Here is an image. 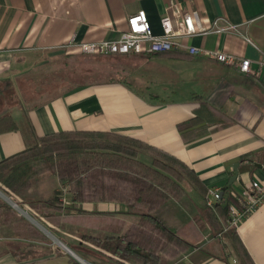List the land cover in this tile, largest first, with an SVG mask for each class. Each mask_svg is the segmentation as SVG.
<instances>
[{
  "label": "crops",
  "instance_id": "crops-1",
  "mask_svg": "<svg viewBox=\"0 0 264 264\" xmlns=\"http://www.w3.org/2000/svg\"><path fill=\"white\" fill-rule=\"evenodd\" d=\"M170 6L197 10L203 25L218 16L237 25V33L197 35L188 42L247 58L258 74L182 51L115 54L122 65L114 81L57 95L29 88V75L64 54V43L116 39L127 16L138 10L145 11L153 31L160 33V17ZM4 116L10 121L0 120V160L54 132L109 131L166 151L192 169L200 186L182 183L183 194L155 211L167 228L189 242L186 251L164 258L162 264H234L233 259L240 264L239 246L253 264H264V203L233 229L232 237L223 231L225 218L215 208L214 216H207L204 197L206 189L219 187L224 204L230 191L241 192L252 180L264 183V0H0V118ZM192 119L193 126L204 127L182 136L180 125ZM48 178L51 185L30 187L32 200L19 202L18 209L28 215L0 198L15 213L9 221L0 217V264L76 260L54 246L44 231H63L48 219L60 214L68 221L66 208L71 205L68 189L56 176ZM56 190H61V209L45 203ZM71 206L100 219L92 226L95 234L112 232L118 225L120 230L136 219L120 202ZM102 217L109 222H101ZM14 221L18 229L10 224ZM37 233L46 240L37 239ZM58 240L65 246L76 244ZM95 264L134 263L112 258Z\"/></svg>",
  "mask_w": 264,
  "mask_h": 264
},
{
  "label": "trees",
  "instance_id": "trees-1",
  "mask_svg": "<svg viewBox=\"0 0 264 264\" xmlns=\"http://www.w3.org/2000/svg\"><path fill=\"white\" fill-rule=\"evenodd\" d=\"M80 55L101 57L99 54L64 53L47 60L29 75V88L35 84V87L41 86L38 89L49 88L47 93L57 95L116 79L112 73L109 77L100 78L84 66L74 64L75 56ZM1 119L10 121L7 116ZM193 121L180 125L182 136L204 127L202 123L193 126ZM11 124L14 127V122L11 121ZM4 125L8 127L7 123ZM46 175L56 176L62 188L68 189L71 205L120 202L125 205L128 214L136 217L117 232H80L76 244L67 243L73 251L103 261L116 258L121 263L162 264L164 258L175 257L188 249L189 242L167 228L154 212L171 197L183 194L182 183L195 186H200V183L192 169L166 151L109 131L76 130L44 135L24 150L0 160V190L18 202L31 201L28 189L39 177ZM60 193L61 190L54 191L45 203L61 209ZM206 193L207 189L204 197ZM32 205L40 207L39 204ZM71 205L66 208L68 215L73 209L75 213L82 211ZM215 211L225 218L227 202L216 204ZM212 212L205 205L207 216L212 218ZM14 216L11 208L0 199V217L9 221ZM14 222L10 224L18 229L17 221ZM227 231L235 237L232 228ZM36 238L46 240L41 233H37ZM236 251L237 262L253 264L242 246ZM94 259L93 264L96 263ZM69 264L80 263L72 259Z\"/></svg>",
  "mask_w": 264,
  "mask_h": 264
},
{
  "label": "built area",
  "instance_id": "built-area-1",
  "mask_svg": "<svg viewBox=\"0 0 264 264\" xmlns=\"http://www.w3.org/2000/svg\"><path fill=\"white\" fill-rule=\"evenodd\" d=\"M161 32L155 33L151 27L144 10L127 16L126 27L120 31L113 40H99L94 42L68 41L61 45L65 53L124 55V54H161L182 51L189 56H202L222 64L233 66L242 73L258 74L251 70L250 60L230 54L219 48H204L190 44L192 36L207 34L237 33L238 26L226 18L218 16L203 25L197 10L181 11L174 6L169 12L160 17ZM248 41V38H246ZM227 211L223 231L234 229L248 217L260 204L264 203V183L252 180L241 192L228 193ZM224 202L221 188L213 186L207 189L205 205L211 209L216 204ZM11 206L18 208V204L10 202ZM232 262L236 264V260ZM83 264H93L83 261Z\"/></svg>",
  "mask_w": 264,
  "mask_h": 264
},
{
  "label": "rangeland",
  "instance_id": "rangeland-1",
  "mask_svg": "<svg viewBox=\"0 0 264 264\" xmlns=\"http://www.w3.org/2000/svg\"><path fill=\"white\" fill-rule=\"evenodd\" d=\"M75 57H77V58L74 59L75 60L74 64L82 65V66H84V68H87L88 70L93 72V74H97L99 77L102 76V78H106V77L111 76L110 73H112V75L116 77V73H114V72L116 71L118 66L122 65L119 62V56L118 55H109V56H102L101 55V57H98V56H81L80 55V56H75ZM94 72H96V73H94ZM106 73H109V75H106ZM120 78L124 79L123 76H120ZM34 86H35V84H34ZM34 86H32V88ZM36 87H37L36 89H38L41 86H36ZM30 88H31V86H30ZM38 90H41V89H38ZM43 90L46 92L50 91L49 88H43L42 91ZM50 176L51 175L39 177L33 186L40 185V184L51 185L50 180H47V179H49L48 177H50ZM44 178H46V180L49 182H47ZM42 179H44V180L42 181ZM0 198L3 199L9 205H10V203H8V202H13V203L19 204L18 200H16L13 196L4 193L2 190H0ZM20 207L23 208L22 205H20ZM15 209L17 210L18 208H15ZM71 211L73 212V214L68 215L69 216L67 219L68 221H66V222H65V220L62 221L60 214L52 215L48 219L49 221L51 220L55 224V226H57V228H62V226H63L64 230L63 231L58 230L57 231L58 235L55 234V232L51 233L49 230L46 229L47 230L46 231L42 228L49 235V237H51L53 239L52 242H53L54 246H57L61 251L65 252V253H67V251L62 247L61 244H59L57 241H55L56 238H58L59 239L58 241L62 242V243H65V240H70V241L72 240V241L76 242L77 240L75 239V237H78V234L80 232H83V231L95 232V231H93L92 226H94L100 222V219H98V217H94L92 214H88L85 211H81L79 213H75L76 211H74V209ZM16 212L19 215L23 216L24 218H26V217L23 214L28 215L21 210H19V212H21L23 214H20L18 211H16ZM83 212H84V215H80ZM63 219H66V217H64ZM105 221H108V220H105L102 217L101 222H105ZM113 227H115V226H113ZM104 229L106 231L110 230L109 224ZM114 231L115 232L119 231V225L117 227H115V229L112 232H114ZM59 237L62 239H60ZM75 252L79 256H81V258L85 259L86 261L93 263L92 261L94 258L89 257V256H85L80 251H75ZM94 260H96V262H98V263L100 261L102 262V260L97 259V258Z\"/></svg>",
  "mask_w": 264,
  "mask_h": 264
},
{
  "label": "water",
  "instance_id": "water-1",
  "mask_svg": "<svg viewBox=\"0 0 264 264\" xmlns=\"http://www.w3.org/2000/svg\"><path fill=\"white\" fill-rule=\"evenodd\" d=\"M235 177L236 176H234L233 177V180L235 179ZM65 246V245H64ZM66 247V251L68 252V253H70L80 264H83V261H86V260H84V259H81L80 257H77L73 252H72V250L71 249H69L67 246H65Z\"/></svg>",
  "mask_w": 264,
  "mask_h": 264
},
{
  "label": "bare ground",
  "instance_id": "bare-ground-1",
  "mask_svg": "<svg viewBox=\"0 0 264 264\" xmlns=\"http://www.w3.org/2000/svg\"><path fill=\"white\" fill-rule=\"evenodd\" d=\"M62 247L64 248V249H66V247L64 246V245H62ZM67 250V249H66ZM78 257V256H77Z\"/></svg>",
  "mask_w": 264,
  "mask_h": 264
}]
</instances>
